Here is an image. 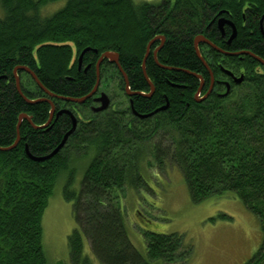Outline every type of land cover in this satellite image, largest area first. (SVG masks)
I'll list each match as a JSON object with an SVG mask.
<instances>
[{"label":"trees","instance_id":"trees-1","mask_svg":"<svg viewBox=\"0 0 264 264\" xmlns=\"http://www.w3.org/2000/svg\"><path fill=\"white\" fill-rule=\"evenodd\" d=\"M52 4L59 7L45 13ZM220 11L231 15L236 26L231 48L264 60V0H0V148L14 144L21 114L41 126L54 107L49 126L34 129L23 119L17 145L0 151V264H48L41 218L62 176V196L71 203L76 225L67 238L69 264L187 261L192 247L180 235L144 232L147 260L127 236L119 192L144 184L140 172L148 154L161 169L166 161L178 168L192 204L223 197L241 201L258 218L262 233L260 247L244 264H264V69L255 68L254 59L234 58L239 69L246 68L244 82L226 97L212 93L200 102L194 99L199 80L184 72L201 75L208 84L193 39ZM157 36L165 39L157 54L164 68L151 54L146 58L154 91L149 98L132 97V108L148 114L167 102L164 111L143 120L132 116L113 92L114 85L124 91L121 73L106 60L99 66L97 92L110 98L107 110L92 112V97L82 104L58 98L89 94L96 84L95 64L109 51L118 54L130 90L148 91L141 65L148 42ZM17 67L31 71L55 97L18 69L23 96L49 101L28 103L16 90ZM212 74L221 75L218 70ZM62 109L75 118L79 112L75 130L53 157L31 160L26 151L47 156L72 128L69 114L56 117ZM88 159L76 192L72 164ZM83 239L94 260L84 254Z\"/></svg>","mask_w":264,"mask_h":264},{"label":"rangeland","instance_id":"rangeland-1","mask_svg":"<svg viewBox=\"0 0 264 264\" xmlns=\"http://www.w3.org/2000/svg\"><path fill=\"white\" fill-rule=\"evenodd\" d=\"M133 1L159 4L163 0ZM58 7L59 4H52L45 13H51ZM113 92L126 106V98L116 85ZM88 161L72 164V189L76 192ZM140 173L144 184L137 189L126 188L119 192V202L127 236L146 260L143 237L146 231L177 234L182 236L185 246L191 245L189 259L185 262L178 259L173 264H244L260 247L262 233L259 220L238 199L210 198L192 204L178 168L166 161L161 169L149 154ZM64 182L65 176L58 178L41 218V244L48 264H69L67 238L76 225L71 203L64 201L62 196ZM83 252L93 259L86 239H83ZM150 264L164 263L150 261Z\"/></svg>","mask_w":264,"mask_h":264},{"label":"flooded vegetation","instance_id":"flooded-vegetation-1","mask_svg":"<svg viewBox=\"0 0 264 264\" xmlns=\"http://www.w3.org/2000/svg\"><path fill=\"white\" fill-rule=\"evenodd\" d=\"M143 3L149 4L148 2H143ZM199 35H201L206 41H208V43H210V44L199 43L197 46L199 53L204 60V64L200 61L202 64V67H203V71L207 72L208 76H209V82L207 85L205 84L204 80L202 79L203 85H202L199 97L203 96L204 93H206L209 89H210V92L207 95V97L212 93L216 96L222 97V95L226 92L227 86L229 87V91L227 93V95H228L229 93L232 92V90L236 86H239L244 82V73H245L246 68H245V66H241L242 68L239 69L237 66L238 63L234 61V58H239V60H241V61H244V59L246 57H248L250 59H254L259 64V65H255V68H258L259 71H262V69H264V65L261 64L256 59L259 57L255 56L254 54H252L249 51H234L231 48L233 40L237 35V30H236V26L233 22L232 16L229 15L226 11H220V12L215 13L213 15L210 23L204 27L202 34H199ZM199 35H197V36H199ZM161 37L162 36H159V37L157 36V37L152 39L154 41L149 47L148 56L151 54L152 60L155 63V65L157 67L163 69L164 66H162L157 60V54L161 50V48L164 44V41H165V39H164V41H162ZM193 49H194V53H195L194 39H193ZM233 54H235V55H233ZM227 58H229L228 62H227ZM215 70H218L221 73V75L217 78H214V76L212 74V71H215ZM210 73L212 74V77H211ZM199 76H201V75H199ZM240 76H242V80L239 83H237L236 80ZM201 78H202V76H201ZM126 79H127V77H126ZM122 80H123V78H122ZM199 83H200V81H199ZM123 85H125L124 81H123ZM147 92H149V90L144 92V93H147ZM123 93H124V91H123ZM99 94H100V92H99ZM99 94L96 91V94H94L95 96L93 95V97H92L93 105L90 106L91 111L93 108H95L99 105V103L94 102V98L98 97ZM125 96H126V94H125ZM149 97H146V98H149ZM131 99H132V97L128 98V96H126V102L130 108V112H131L132 116L138 118L139 120L146 119V118H140V115H147V114H144V113L143 114L142 113L141 114H137V113L133 114V110L130 106V101L132 102ZM110 106H111V103H110ZM76 115L78 118H80L79 112L76 111ZM76 121H77V119H76Z\"/></svg>","mask_w":264,"mask_h":264},{"label":"water","instance_id":"water-1","mask_svg":"<svg viewBox=\"0 0 264 264\" xmlns=\"http://www.w3.org/2000/svg\"><path fill=\"white\" fill-rule=\"evenodd\" d=\"M264 18V15L262 16V19ZM161 40L164 41V37H161ZM154 40H151L148 42L147 46H146V51H145V55H144V58L142 60V65H141V69H142V72H143V76L149 86V92L147 93H143V92H134V91H131L130 88H129V85H128V81L126 79V75L125 73L122 71L121 67L119 66V63H118V54L116 52H104L102 53L96 64H95V70H96V74H97V80H96V84L93 88V90L87 94L86 96L82 97V98H69V97H58L60 98L61 100H64V101H68V102H71V103H74V104H82L84 103L87 99L93 97V95L96 93L97 91V88H98V84H99V79H98V70H99V66L101 64L102 61L106 60L108 61L110 64H114L118 71L121 73L122 75V78H123V81H124V92L125 94L130 98V97H133V96H142V97H149L152 95L153 91H154V87H153V84L150 82L149 78L147 77L146 73H145V60L148 56V52H149V47L150 45L153 43ZM199 43H208V41H206L201 35L199 36H196L194 38V48H195V54L197 56V58L204 64V60L202 58V56L200 55L199 53V50H198V44ZM210 44V43H208ZM89 48H85L84 50H82V52L80 53L79 57H78V68H80L81 66V60H82V57H83V54L88 51ZM94 52H96V50H94ZM240 54V53H239ZM235 55V54H233ZM257 61H259L261 64L264 65V60L260 59V58H256ZM89 66L86 67V69L88 68ZM18 69H23L24 71H26L32 78V80L36 83L37 86H39V88L49 97H55L53 96L51 93H49L41 84L40 82L37 80V78L35 77V75L29 71L27 68H24V67H17L13 70V74L15 76V82H16V90L17 92L30 104H34V103H37V102H42V101H48L46 99H36V100H29L27 99L26 97L23 96V94L21 93V90H20V87H19V79L17 78V75H16V72ZM179 70V69H178ZM185 73H188L192 76H194L195 78H197L200 83H199V88L197 89L196 91V94H195V101L196 102H200L202 100H204L207 95L209 94L210 92V89L201 97H199V94L201 92V88H202V78L201 76L199 75H196L194 73H190L186 70H184ZM230 74V73H229ZM211 77H212V74L210 73ZM242 80V76H240L236 82L239 83L240 81ZM229 91V87L227 86V89H226V92L222 95V97H225L227 95ZM49 102V101H48ZM94 102H97L99 103V105L95 108L92 109L93 112L95 113H99V112H103L105 110H107L109 107H110V98L108 97L107 94H105L104 92H100L99 96L94 98ZM130 105H131V108H132V102L130 101ZM168 106V103H166L165 105L157 108L156 110H154L153 112L147 114V115H140V118H147V117H151L153 116L154 114L160 112V111H164ZM133 110V108H132ZM61 114H69L71 116V120H72V128L64 135L61 143L59 144V146L52 152L50 153L49 155L47 156H44V157H33L31 155H29L28 151H26L28 157L33 160V161H36V162H42V161H45L51 157H53L65 144L67 138L69 137V135L75 130V127H76V118L75 116H73L68 110H65V109H62V110H59L57 113H56V117L61 115ZM133 114H136V112L133 110ZM53 116H54V107L51 105V109H50V112H49V117H48V120L45 124L41 125V126H35L32 122H31V118L25 114H21L18 118V124H17V137H16V140L14 142V144H12L11 146L9 147H6V148H0V151H8V150H11L12 148H14L18 141H19V125H20V122L25 119L27 120L30 125L34 128V129H42V128H46L47 126H49V124L51 123L52 119H53Z\"/></svg>","mask_w":264,"mask_h":264},{"label":"bare ground","instance_id":"bare-ground-1","mask_svg":"<svg viewBox=\"0 0 264 264\" xmlns=\"http://www.w3.org/2000/svg\"><path fill=\"white\" fill-rule=\"evenodd\" d=\"M97 75V74H96ZM97 80V79H96ZM105 93V92H104ZM125 93V92H124ZM96 94V93H95ZM99 94V93H98ZM205 94V93H204ZM95 96V95H94ZM98 96V95H97ZM127 96V95H126ZM129 98V97H128ZM131 98V97H130ZM206 99V98H205ZM132 100V99H131ZM111 103V102H110ZM98 105V104H97ZM131 106V105H130ZM157 114V113H156ZM77 118V117H76ZM53 120V119H52Z\"/></svg>","mask_w":264,"mask_h":264}]
</instances>
